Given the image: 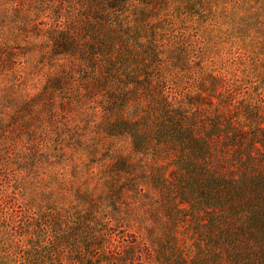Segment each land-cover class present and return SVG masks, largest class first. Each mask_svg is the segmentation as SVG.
<instances>
[{
    "label": "rangeland",
    "instance_id": "1",
    "mask_svg": "<svg viewBox=\"0 0 264 264\" xmlns=\"http://www.w3.org/2000/svg\"><path fill=\"white\" fill-rule=\"evenodd\" d=\"M0 264H264V0H0Z\"/></svg>",
    "mask_w": 264,
    "mask_h": 264
}]
</instances>
